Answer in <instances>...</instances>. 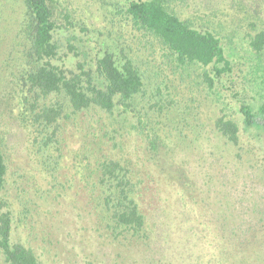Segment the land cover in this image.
<instances>
[{"label":"rangeland","instance_id":"rangeland-1","mask_svg":"<svg viewBox=\"0 0 264 264\" xmlns=\"http://www.w3.org/2000/svg\"><path fill=\"white\" fill-rule=\"evenodd\" d=\"M132 0H52L68 75L93 68L104 51L133 59L142 90L113 113L73 111L59 122L53 157L38 153L21 124L27 67L24 0H0V138L8 164L3 197L13 241L40 264H264V138L230 142L216 120L237 106L247 40L264 26V0H179L184 20L215 30L236 52L234 73L213 93L195 66L177 69L146 44L127 15ZM264 64V58H263ZM66 103L64 97L59 96ZM56 149H58L56 151ZM118 160L130 174L147 231L140 240L103 219L91 170ZM0 264H6L0 253Z\"/></svg>","mask_w":264,"mask_h":264},{"label":"trees","instance_id":"trees-1","mask_svg":"<svg viewBox=\"0 0 264 264\" xmlns=\"http://www.w3.org/2000/svg\"><path fill=\"white\" fill-rule=\"evenodd\" d=\"M179 0H132L127 15L135 31L148 37L146 44L158 56L168 58L177 69L197 67L213 93L223 78L233 75L236 52L226 47L221 36L208 26H197L182 19L173 9ZM28 13L29 47L27 67L22 74L26 90L22 91L20 121L28 130L34 147L46 161L59 143V122L65 107L73 111L90 108L113 114L119 106L127 107L142 90L144 76L132 58L106 50L92 68L68 75L53 61L58 54L55 33L61 27L55 20L52 0H24ZM247 40L240 59L244 70L237 78L241 92L237 106H223L216 120L218 129L237 144L241 134L264 138V26ZM64 97L66 103L60 101ZM58 149H56L57 151ZM97 196L106 225L115 231H126L140 240L147 231V220L141 211L133 180L125 167L115 159L96 160L91 169ZM8 164L0 138V253L6 264H40L35 251L21 241H13V216L10 203L3 197L7 185ZM239 260L235 264H241Z\"/></svg>","mask_w":264,"mask_h":264}]
</instances>
